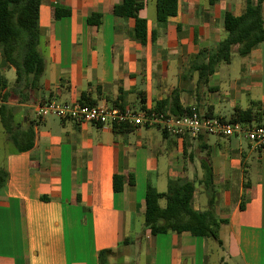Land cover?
<instances>
[{"label": "crops", "instance_id": "0c3cea01", "mask_svg": "<svg viewBox=\"0 0 264 264\" xmlns=\"http://www.w3.org/2000/svg\"><path fill=\"white\" fill-rule=\"evenodd\" d=\"M138 2L147 19L146 44L133 37L135 19L124 17L123 0L40 5L45 72L37 91L9 102L16 122L34 124L33 148L17 152L0 122V171L7 172L0 188V264H100L106 249L112 252L105 264H264V148L238 136L177 137L143 126L115 132L35 115V105L51 99L152 108L179 89L185 108L226 119L251 111L249 122L264 123V42L245 56L233 53L206 86H198L191 71L195 54L227 36V12L242 14L248 0H178L177 14L165 25L157 20L155 0ZM56 4L71 14L58 18ZM261 8L264 18V0ZM94 13L101 15L99 26L88 22ZM0 73L14 85L15 68L1 49ZM204 164L212 167L216 215L226 221L218 240L145 229L149 183L165 192L170 179L191 181L194 209H207Z\"/></svg>", "mask_w": 264, "mask_h": 264}, {"label": "trees", "instance_id": "16d2710c", "mask_svg": "<svg viewBox=\"0 0 264 264\" xmlns=\"http://www.w3.org/2000/svg\"><path fill=\"white\" fill-rule=\"evenodd\" d=\"M216 1L210 0V3ZM42 2L43 0H0V49L4 61L16 71V79L11 87L6 76L0 73V122L19 153L33 148L36 133L33 123L24 127V120L16 122L15 108L9 102L22 100L37 91L45 72V59L39 50V15ZM155 2L157 20L165 25L170 16L177 14L178 0H155ZM55 7L58 18L71 14V9L62 4H56ZM142 7L143 4L138 0H123L124 17L135 19L133 37L139 43L146 44L149 33L147 19L139 15ZM88 22L99 26L101 15L92 14L88 17ZM225 27L228 34L222 41L212 48L198 52L193 57L191 71L198 74V86H206L219 64L229 63L233 53L237 52L245 56L264 42L261 0L254 6L248 0L247 8L242 14L227 12ZM152 36H155V32H152ZM179 92V89L174 90L169 97L157 101L152 109L174 115L190 112L191 108L181 105ZM82 101L95 104L89 100ZM142 108L147 107L142 106ZM250 113L251 111L239 110L233 119L249 121ZM132 127L128 124H118L112 128L115 132H122ZM203 168L207 182L205 190L209 198L207 209L203 212L194 209L196 186L191 181L181 182L179 179H170L165 192H159L152 183H149L144 200L145 229H149L153 235L169 231L178 233L190 231L193 234H203L218 240V228L226 221L216 215L212 167L210 164H204ZM6 180L7 172L0 171V188ZM122 188V176H117L114 180V189L120 191ZM163 199L166 202L165 206L161 205ZM111 252L110 249L100 251V264H105Z\"/></svg>", "mask_w": 264, "mask_h": 264}, {"label": "built area", "instance_id": "2783aa9c", "mask_svg": "<svg viewBox=\"0 0 264 264\" xmlns=\"http://www.w3.org/2000/svg\"><path fill=\"white\" fill-rule=\"evenodd\" d=\"M34 111L38 118L56 116L111 128L118 124L160 127L177 137L197 138L203 134L219 137L238 136L251 142L255 148H264V123L206 115L200 113L195 107H192L190 112L174 115L152 108L135 109L120 104H90L81 100L65 102L51 99L38 102Z\"/></svg>", "mask_w": 264, "mask_h": 264}, {"label": "rangeland", "instance_id": "374dc122", "mask_svg": "<svg viewBox=\"0 0 264 264\" xmlns=\"http://www.w3.org/2000/svg\"><path fill=\"white\" fill-rule=\"evenodd\" d=\"M7 76H8V77L15 76V72H8V73H7ZM138 109H140V107H139Z\"/></svg>", "mask_w": 264, "mask_h": 264}]
</instances>
